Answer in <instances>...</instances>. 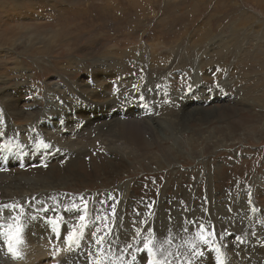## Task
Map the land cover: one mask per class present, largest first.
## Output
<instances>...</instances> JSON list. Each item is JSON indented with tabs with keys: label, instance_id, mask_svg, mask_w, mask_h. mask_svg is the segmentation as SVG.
I'll use <instances>...</instances> for the list:
<instances>
[{
	"label": "rangeland",
	"instance_id": "obj_1",
	"mask_svg": "<svg viewBox=\"0 0 264 264\" xmlns=\"http://www.w3.org/2000/svg\"><path fill=\"white\" fill-rule=\"evenodd\" d=\"M133 119L137 147L121 154L118 128ZM5 148L46 151L1 172L6 231L48 222L58 241L82 227L99 242L160 229L163 244L205 240L214 264L215 248L264 241L252 219L264 211V0H0ZM12 242L0 264H39L29 252L10 260Z\"/></svg>",
	"mask_w": 264,
	"mask_h": 264
},
{
	"label": "bare ground",
	"instance_id": "obj_2",
	"mask_svg": "<svg viewBox=\"0 0 264 264\" xmlns=\"http://www.w3.org/2000/svg\"><path fill=\"white\" fill-rule=\"evenodd\" d=\"M86 87L87 86H84V88ZM5 95H6L5 100L8 102V106H9L8 111H11L10 113L14 114V117L12 118L16 119L15 117L19 114V112L22 109H20V107L16 109V104H13L12 99L11 100L9 99L10 97L8 96L9 94L6 93ZM9 100L11 102H9ZM141 111L142 110H139L136 116L134 117H137L138 115H140ZM186 117L188 118V115ZM63 122L64 121L60 120L57 123H63ZM156 122L157 121H154V122L149 121V122L144 123V125H147L149 130L154 133H159V132L162 133L163 131L161 129L163 126L161 127L160 125H157ZM55 124H53L52 126H49V128L53 127ZM138 127H140V125L134 119L131 122V124L124 125V122L120 124V127L118 128L117 133L121 132L123 134V137L119 145L118 144L116 145V149H118V151L121 154H124V153L126 154V152L130 153V150L132 149V147L134 148L137 147V144L135 145L133 144V146L130 144L133 142V134L129 132V130L134 128L135 131L138 133L139 132ZM46 129L45 128L43 129V134L48 133L49 130L48 129L46 130ZM64 130L65 132H61L63 133L62 136L64 137H67V135H71L72 132H75L74 127L70 125H66ZM54 132L59 133L57 131H54ZM63 148L64 146L62 147V149ZM10 150H11L10 148H5V149L0 150V176H5V175L7 176V174L1 173V172H5V167L7 168L8 166L12 167L16 164L29 163L33 159H37L38 158L37 155L46 153V151H42L43 153L40 152L38 154H36L34 151L26 153V151L23 150L22 148H18L15 151L14 150L10 151ZM74 150H75L74 148H68L69 153L71 152L73 153ZM263 199L264 198L259 197L258 200L262 201ZM254 210L256 213L255 214L256 217H252V219L254 220V223L255 224L257 223L259 225L262 224L261 226H264V216H263L264 211L261 210L260 208H255ZM18 223H19V219L18 221L12 222L13 229L8 230V231H6L5 228H1V225H0V243L1 242L9 243L13 240L12 244L14 245V247H12L13 252L10 257V260L12 261L16 259V257L25 256L29 252L38 258L39 264H52L53 262L55 264H121V263L122 264H184L186 258H189V256L185 257L181 253L182 250L185 248L187 250L193 251L192 256L196 260L195 264H211V263L214 264V260L211 257V256L214 257V254L211 256L210 254L206 255L207 254L206 252L208 251V248L210 247L207 248V242L205 240L203 239L201 241L197 240L196 242L192 243V241L188 239H186L187 241H185L184 240L185 238H181L178 236L179 237L178 241L171 238L170 240H168L167 242L163 244L160 242L162 239V238L160 239V233L163 232L160 229H159V232L156 231V233H154L153 236L143 235V233L138 234L136 236L133 232L129 231L128 229L129 236L127 235V232H125L120 240L110 237V238L101 239L99 242H97L98 241L97 238L88 237L87 233L82 234L81 232L82 227L80 226L81 229L77 228L78 230H74V231L71 230L74 232L72 234H68L67 232L63 233L62 231L61 239L58 241L57 238H58L59 232L61 231L60 229H63L61 226L52 225V228H51V226H49V223L46 222L47 224L43 225L42 227H39L38 225H36L34 227L35 233L33 234L29 233L28 236H24L22 228L24 227L25 222L21 220L20 224ZM18 225L20 226L18 227ZM46 227H49V229L47 230ZM258 228H261V227L259 226ZM7 232L8 234H6ZM12 233H14V235L16 233L15 236L12 235L14 236L13 238L10 237ZM70 237L72 238V243L71 245H66L65 241L68 240ZM230 237L232 236H229V238ZM197 238H200V237L198 236ZM179 241L180 242L183 241V243H186V246L185 245L182 246L180 243H178ZM216 241L220 243L218 239ZM84 242L90 248H92L90 251L89 250L85 251V248L83 246L85 247L87 246L85 245ZM247 246L255 247L258 249L254 251H247L248 249ZM259 246H262V248H260ZM31 248L33 249V252L30 250ZM229 249H230L229 247H225V249L224 248L214 249V251L217 253L218 256L223 254L220 256L223 260V263L221 261H218V264H243L240 258L238 259H235L233 257L230 258V256H234V255L237 257H240V255H242V257H245L247 259L248 264H260L261 261H262V264H264L263 262L264 261V241L262 240V237L259 238V240H253V241L245 240L243 242H242V238H239V244L235 245L234 249H231L234 251H229ZM9 252L10 251H8V254ZM54 254H57L56 259H53ZM84 254L87 257V260L83 263V262H80V260L83 258ZM157 257H159V259Z\"/></svg>",
	"mask_w": 264,
	"mask_h": 264
},
{
	"label": "snow or ice",
	"instance_id": "obj_3",
	"mask_svg": "<svg viewBox=\"0 0 264 264\" xmlns=\"http://www.w3.org/2000/svg\"><path fill=\"white\" fill-rule=\"evenodd\" d=\"M9 251H13L11 244L9 245Z\"/></svg>",
	"mask_w": 264,
	"mask_h": 264
}]
</instances>
